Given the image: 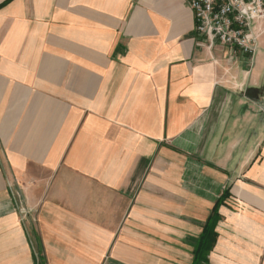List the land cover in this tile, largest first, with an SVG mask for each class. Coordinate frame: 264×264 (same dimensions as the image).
Instances as JSON below:
<instances>
[{
	"label": "crops",
	"instance_id": "obj_1",
	"mask_svg": "<svg viewBox=\"0 0 264 264\" xmlns=\"http://www.w3.org/2000/svg\"><path fill=\"white\" fill-rule=\"evenodd\" d=\"M248 57L186 0H0V264H264V17Z\"/></svg>",
	"mask_w": 264,
	"mask_h": 264
},
{
	"label": "built area",
	"instance_id": "obj_2",
	"mask_svg": "<svg viewBox=\"0 0 264 264\" xmlns=\"http://www.w3.org/2000/svg\"><path fill=\"white\" fill-rule=\"evenodd\" d=\"M195 29L210 44L219 43L252 57L257 52L251 33L255 19L264 17V0H186Z\"/></svg>",
	"mask_w": 264,
	"mask_h": 264
},
{
	"label": "trees",
	"instance_id": "obj_3",
	"mask_svg": "<svg viewBox=\"0 0 264 264\" xmlns=\"http://www.w3.org/2000/svg\"><path fill=\"white\" fill-rule=\"evenodd\" d=\"M230 196V186H227L222 195L217 199L210 216L206 223L203 225V230L197 240L193 250V262L192 264H206L209 261V254L213 249L218 233L216 226L221 219L219 208L224 204L225 200Z\"/></svg>",
	"mask_w": 264,
	"mask_h": 264
}]
</instances>
